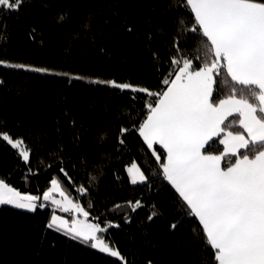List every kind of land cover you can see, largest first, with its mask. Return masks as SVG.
I'll list each match as a JSON object with an SVG mask.
<instances>
[{
    "label": "trees",
    "instance_id": "1",
    "mask_svg": "<svg viewBox=\"0 0 264 264\" xmlns=\"http://www.w3.org/2000/svg\"><path fill=\"white\" fill-rule=\"evenodd\" d=\"M168 2L28 0L19 13L0 18V33L6 37L0 41V56L82 77L70 80L64 75L0 67V79L5 81L0 84V121L7 123L14 137H24L32 149L30 164L25 165L18 150L0 142V179L22 194L42 200L51 180L59 177L90 212V219L103 226L104 221L120 225L102 235L114 242L132 264H145L146 259L154 264H191L198 259L200 248L196 243L188 246L198 220L183 211L171 186L155 175L158 165L138 133L127 135L124 145L117 140L121 126L132 127L133 121L138 126L145 118V94L90 81L115 80L158 90L161 72L166 74L170 55H176L172 40L178 35V15L186 21L192 15L183 9H169ZM62 12L67 19L61 23L57 17ZM109 17L111 22L104 23ZM89 19L90 30L85 31L81 26ZM125 24L134 31L129 33ZM33 28L34 38L30 35ZM184 39L181 36L178 40L181 55H201L196 38L187 34V43ZM154 52L159 58L153 56ZM193 63L199 65L200 61ZM222 79L228 84L221 87V98L233 86L230 77ZM235 86L238 90L241 87ZM104 133L107 135L100 142L98 137ZM221 138H214L213 154L224 150L219 144ZM154 147L163 151L159 145ZM133 162L149 177L148 183H130L126 169ZM61 167L68 171L71 182L60 172ZM82 185L88 189L86 195L78 191ZM135 200H141L145 207L135 213L126 207L111 211L117 204ZM152 205L162 215L149 222L146 217ZM125 212L130 217L127 222ZM51 214L50 205L36 212L0 206V264H120L117 258L46 229ZM174 221H179L178 228L169 233ZM146 234L156 245L154 249L146 246Z\"/></svg>",
    "mask_w": 264,
    "mask_h": 264
},
{
    "label": "snow or ice",
    "instance_id": "2",
    "mask_svg": "<svg viewBox=\"0 0 264 264\" xmlns=\"http://www.w3.org/2000/svg\"><path fill=\"white\" fill-rule=\"evenodd\" d=\"M27 3L28 0H0V18L19 13ZM168 8L190 11L192 15L188 21L178 15V35L172 40L176 55H170L166 74L161 72L158 90L115 80L90 82L143 93L148 98L144 105L145 118L138 126L135 121L132 127L121 126L117 140L124 145L127 135L138 133L158 165L155 175L171 186L183 211L198 220L188 246L196 243L200 248L196 253L198 259H193L191 264H264V2L169 0ZM66 19L63 12L57 17L61 23ZM110 22V17L104 21ZM90 23L89 19L82 24V29L90 30ZM125 27L129 33L134 31L127 24ZM35 32L33 28L30 33L33 38ZM187 34L199 41L197 51L201 55L193 58L181 55L183 49L178 40L182 36L187 43ZM5 38L0 33V41ZM148 39H152L151 34ZM153 56L159 58L158 53L154 52ZM194 60H199L200 64L194 65ZM160 66L163 67V62ZM0 67L82 79L67 72L11 62L2 56ZM224 77H230L233 86L221 98V87L228 84ZM218 81L220 87H217ZM4 83L0 79V84ZM235 85L241 86L239 90ZM229 117L234 119L229 121ZM222 134L219 144L224 150L213 154L214 138ZM106 135L99 136L98 140L103 142ZM0 142L18 150L22 162L30 164L32 149L24 137H14L4 121H0ZM155 145L163 151L158 152ZM126 171L132 185L149 182V177L135 162ZM28 172L32 174L31 167ZM60 172L72 181L64 167ZM50 183L41 200L35 195L22 194L0 179V206L36 212L47 206L44 202L50 201L62 212L76 213L84 219L74 217L69 221L53 212L44 225L46 229L117 258L120 264H132L114 242L101 235L119 224L104 221L106 226H102L101 222H88L90 212L80 203H74L61 190L56 178ZM57 191L59 200L54 197ZM78 191L86 195L88 189L82 185ZM125 207L135 213L145 205L141 200L127 201L126 205H115L111 211ZM152 209L146 217L149 222L162 215L155 205ZM124 219L130 220L127 212ZM178 225L179 221L172 222L169 233H174ZM145 244L150 249L156 247L147 234ZM145 264L154 262L146 259Z\"/></svg>",
    "mask_w": 264,
    "mask_h": 264
},
{
    "label": "rangeland",
    "instance_id": "3",
    "mask_svg": "<svg viewBox=\"0 0 264 264\" xmlns=\"http://www.w3.org/2000/svg\"><path fill=\"white\" fill-rule=\"evenodd\" d=\"M138 165V164H137ZM131 165H129L128 167H130ZM58 181H59V183H60V185H61V190H63L64 192H65V194L70 198V199H72L73 200V202L74 203H80L79 201H77L74 197H73V195H71V193H70V191H69V189L67 188V186L61 181V179L59 178V177H55ZM50 187H51V185H50ZM49 187V188H50ZM48 188V189H49ZM47 189V190H48ZM46 190V191H47ZM54 197H55V199H61V197H60V195H59V191H57L56 193H54ZM46 205H50L51 207H52V213L53 212H55V214L56 215H58V216H62V217H64L65 219H67V220H69V221H71V219H73L74 217H76V218H79V219H84L82 216H79V217H77V214L76 213H64V212H62L59 208H57L55 205H52L51 203H50V201L49 202H44ZM81 204V203H80ZM88 222H90V223H95V222H98V221H95V220H92V219H90L89 217H88ZM116 224V223H115ZM103 226V225H102ZM102 235V234H101ZM103 236V235H102ZM104 237V236H103ZM105 238V237H104Z\"/></svg>",
    "mask_w": 264,
    "mask_h": 264
},
{
    "label": "crops",
    "instance_id": "4",
    "mask_svg": "<svg viewBox=\"0 0 264 264\" xmlns=\"http://www.w3.org/2000/svg\"><path fill=\"white\" fill-rule=\"evenodd\" d=\"M222 138H223V134H222ZM218 155V154H217Z\"/></svg>",
    "mask_w": 264,
    "mask_h": 264
},
{
    "label": "water",
    "instance_id": "5",
    "mask_svg": "<svg viewBox=\"0 0 264 264\" xmlns=\"http://www.w3.org/2000/svg\"><path fill=\"white\" fill-rule=\"evenodd\" d=\"M38 197H40V196H38Z\"/></svg>",
    "mask_w": 264,
    "mask_h": 264
}]
</instances>
